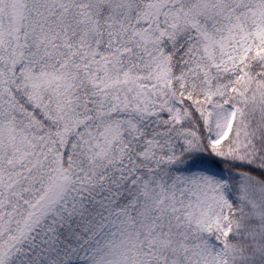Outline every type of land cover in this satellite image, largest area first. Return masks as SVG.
Listing matches in <instances>:
<instances>
[{
	"label": "snow or ice",
	"instance_id": "1",
	"mask_svg": "<svg viewBox=\"0 0 264 264\" xmlns=\"http://www.w3.org/2000/svg\"><path fill=\"white\" fill-rule=\"evenodd\" d=\"M0 264H264V0H0Z\"/></svg>",
	"mask_w": 264,
	"mask_h": 264
}]
</instances>
